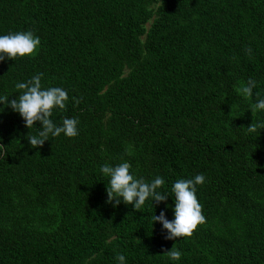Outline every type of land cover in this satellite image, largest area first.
Masks as SVG:
<instances>
[{
    "label": "trees",
    "instance_id": "1",
    "mask_svg": "<svg viewBox=\"0 0 264 264\" xmlns=\"http://www.w3.org/2000/svg\"><path fill=\"white\" fill-rule=\"evenodd\" d=\"M25 30L40 47L0 62V95L43 74L69 96L52 119L77 118L79 135L32 148L40 123L0 105V264H170L172 247L175 264H264V128L246 129L264 122L249 110L264 97V0H0V34ZM123 161L162 176L166 201L106 202L100 167ZM200 173L205 221L168 240L152 217L174 219L172 184Z\"/></svg>",
    "mask_w": 264,
    "mask_h": 264
},
{
    "label": "clouds",
    "instance_id": "2",
    "mask_svg": "<svg viewBox=\"0 0 264 264\" xmlns=\"http://www.w3.org/2000/svg\"><path fill=\"white\" fill-rule=\"evenodd\" d=\"M39 47L40 37L34 35L31 30L0 34V62L15 61L18 57L27 56L30 58L36 54ZM42 75H34L25 82L15 83L14 87L20 91L14 100H9V96L0 95V105L8 106L12 111L18 113L24 120L26 128H36L34 122L40 123L41 126L36 128L37 134L27 137L32 148L42 146L45 141L59 137L61 134L68 138L79 135L77 127L79 120L77 118H64L62 124L59 125L52 119L55 110L66 108L69 96L67 90L62 87H43ZM256 86V81L249 79L245 84L236 88V92L242 98H249L253 96V89ZM0 109L3 108L0 107ZM249 110L252 113L264 112V97L256 99L249 106ZM258 128H264V122L258 121L255 125L252 123L246 129L249 133H254ZM130 168L131 165L127 161L116 165L104 164L100 167V172L108 178L106 202H114L113 207L124 203L139 211L146 201L150 200L152 207L154 204L166 201L169 195L161 191L165 184L162 176L157 175L150 182H146L143 177H136ZM205 181L206 178L202 173L196 174L191 179L176 180L171 187V197L174 200V207H172L174 219L171 221L166 219L165 211L161 210L158 216L153 215L152 227L154 222H159L162 228L167 230L165 238L168 240L190 237L197 225L203 224L205 221L202 205L196 197L197 186L203 185ZM168 207L171 206L165 204V208ZM166 255L170 264H175L181 259L182 252L172 247ZM115 259L117 264H126L123 254L117 255Z\"/></svg>",
    "mask_w": 264,
    "mask_h": 264
}]
</instances>
